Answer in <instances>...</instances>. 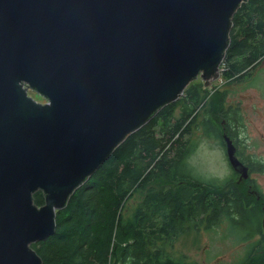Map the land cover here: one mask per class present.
<instances>
[{
  "label": "water",
  "instance_id": "obj_1",
  "mask_svg": "<svg viewBox=\"0 0 264 264\" xmlns=\"http://www.w3.org/2000/svg\"><path fill=\"white\" fill-rule=\"evenodd\" d=\"M247 1L0 0V264H41L31 245L114 150L217 80Z\"/></svg>",
  "mask_w": 264,
  "mask_h": 264
},
{
  "label": "trees",
  "instance_id": "obj_2",
  "mask_svg": "<svg viewBox=\"0 0 264 264\" xmlns=\"http://www.w3.org/2000/svg\"><path fill=\"white\" fill-rule=\"evenodd\" d=\"M263 61L264 0H248L232 17L221 67L234 80ZM219 95L200 80L191 82L179 100L128 136L56 213L54 234L31 245L41 264H199L173 259L168 249L188 231L212 228L221 220L243 233L242 242L261 237L248 245L239 264H264L263 213L251 202L244 206L233 191L221 193L231 188L229 181H202L188 162L196 147L190 137L197 110L217 114L224 102ZM202 127L217 133L211 124ZM134 195L141 199L133 217L125 219L124 206ZM33 201L43 205L42 192Z\"/></svg>",
  "mask_w": 264,
  "mask_h": 264
},
{
  "label": "rangeland",
  "instance_id": "obj_3",
  "mask_svg": "<svg viewBox=\"0 0 264 264\" xmlns=\"http://www.w3.org/2000/svg\"><path fill=\"white\" fill-rule=\"evenodd\" d=\"M260 67L259 69H264V61ZM257 74L251 70L240 78L226 82L219 78L216 82L214 81L212 87L228 90L230 99H227L226 104L239 105L245 119V131L249 139H252V146H254L250 151L264 161V143H260L264 141V70ZM257 84L263 85V89L254 86ZM27 93L40 104L47 102L34 91L28 89ZM201 112L202 108H199L197 115ZM201 118V116L198 117L197 122ZM190 141L196 145L188 158L193 173L202 181L220 178L225 169L221 164V151L217 141L207 137L203 130L195 126ZM140 199L141 196L134 195L128 200L123 209L125 219L133 217ZM242 237L243 233L231 222L221 220L215 227H206L197 231L193 229L179 236L172 248L168 249V254L173 259L186 257L188 262L199 264H239L248 250L250 241H253L251 239L249 242H242Z\"/></svg>",
  "mask_w": 264,
  "mask_h": 264
},
{
  "label": "flooded vegetation",
  "instance_id": "obj_4",
  "mask_svg": "<svg viewBox=\"0 0 264 264\" xmlns=\"http://www.w3.org/2000/svg\"><path fill=\"white\" fill-rule=\"evenodd\" d=\"M260 66L261 64L256 65L247 72L253 70V72L260 74L262 70H264L259 69L261 68ZM219 78H222L225 82L233 80L224 76V71L221 66L219 67L217 80ZM197 79L202 81L199 77ZM213 83L214 82H212L210 86L204 88L210 90L214 88V93H219V96L222 100H224V102L219 104L218 109L216 110L217 114L210 115L201 113L200 116L202 118L200 121L198 120V122H195V128H200L204 131L207 137L215 139L218 143L221 151V164L225 169L223 175H221L218 179L222 181H229L227 184L232 185L230 189L225 188V191L221 189V193L233 191L237 200L241 199L244 201V206L251 202V204L257 205V210L262 212L264 216V161L250 151V149L254 146H252V139H249L245 131V119L241 113V108L238 104H226L227 99H230L228 96V90L219 87H212L214 85ZM254 86L263 89V85L257 84ZM203 122L211 124L217 133L215 134L213 132L206 131L204 127H202ZM260 143L263 144L264 141H261ZM229 150H231V155L229 154ZM242 193L243 195L240 197ZM248 206L252 207V205ZM249 212L253 213L251 210ZM247 230L251 231L249 228H247ZM261 232L264 233L263 225L261 226ZM251 239L253 241H250ZM251 239L249 240L251 242L250 244L261 240V237L255 236Z\"/></svg>",
  "mask_w": 264,
  "mask_h": 264
}]
</instances>
